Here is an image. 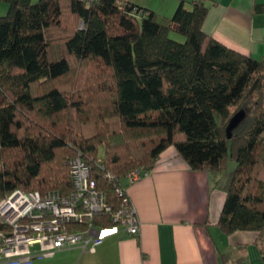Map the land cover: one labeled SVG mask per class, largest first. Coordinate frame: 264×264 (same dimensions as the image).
<instances>
[{
  "label": "trees",
  "instance_id": "obj_1",
  "mask_svg": "<svg viewBox=\"0 0 264 264\" xmlns=\"http://www.w3.org/2000/svg\"><path fill=\"white\" fill-rule=\"evenodd\" d=\"M0 3V200L15 190L69 197L67 159L80 156L110 206L92 223L109 227L130 208L129 174L143 177L172 146L190 170L220 174L218 226L255 232L264 264V58L205 33V0H181L167 22L129 0ZM252 11L264 15V2Z\"/></svg>",
  "mask_w": 264,
  "mask_h": 264
},
{
  "label": "crops",
  "instance_id": "obj_2",
  "mask_svg": "<svg viewBox=\"0 0 264 264\" xmlns=\"http://www.w3.org/2000/svg\"><path fill=\"white\" fill-rule=\"evenodd\" d=\"M210 1L203 31L233 50L264 58V15L252 11L253 4L264 0ZM6 9L0 3V15ZM219 178L218 173L190 170L170 146L126 188L139 221L137 235L116 225L93 251L63 248L30 264H222L223 254L231 252L244 255L246 264H262L255 232L227 235L218 226L225 197Z\"/></svg>",
  "mask_w": 264,
  "mask_h": 264
},
{
  "label": "built area",
  "instance_id": "obj_3",
  "mask_svg": "<svg viewBox=\"0 0 264 264\" xmlns=\"http://www.w3.org/2000/svg\"><path fill=\"white\" fill-rule=\"evenodd\" d=\"M67 164L74 187L69 197H62L57 190L43 194L15 190L0 200V222L8 227L7 231H0V264H30L70 247L93 251L116 225L124 226L132 235L139 233L132 205L128 211L115 212L113 225H94L95 213L110 210L105 194L89 177V167L80 156L67 159ZM128 179L136 181L139 174L131 172ZM69 224L81 226L69 230Z\"/></svg>",
  "mask_w": 264,
  "mask_h": 264
},
{
  "label": "rangeland",
  "instance_id": "obj_4",
  "mask_svg": "<svg viewBox=\"0 0 264 264\" xmlns=\"http://www.w3.org/2000/svg\"><path fill=\"white\" fill-rule=\"evenodd\" d=\"M36 1V0H33ZM138 4H142L143 6L149 7L151 9H153V11L156 13L157 15V19L161 22H167L168 18H170V16L172 15L178 0H133ZM185 4L188 6L190 0H184ZM219 1H228V0H219ZM236 1V0H235ZM259 2V0L257 1ZM205 3H211L210 0H205ZM169 36L177 41H183V37L174 32V31H170L169 32ZM90 82V80H87L85 84L88 85V83ZM227 166H228V170H232L234 168V161L231 160L230 158H228L227 160ZM35 246H32L31 248L33 249Z\"/></svg>",
  "mask_w": 264,
  "mask_h": 264
},
{
  "label": "water",
  "instance_id": "obj_5",
  "mask_svg": "<svg viewBox=\"0 0 264 264\" xmlns=\"http://www.w3.org/2000/svg\"><path fill=\"white\" fill-rule=\"evenodd\" d=\"M243 117V113L240 111L237 114H235L229 121L226 132H227V137L229 138L230 136V130L239 122V120Z\"/></svg>",
  "mask_w": 264,
  "mask_h": 264
}]
</instances>
